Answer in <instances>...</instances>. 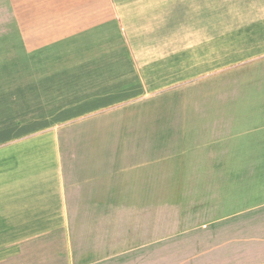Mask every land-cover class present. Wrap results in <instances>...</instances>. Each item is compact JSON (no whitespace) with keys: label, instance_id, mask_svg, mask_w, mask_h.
Returning <instances> with one entry per match:
<instances>
[{"label":"crops","instance_id":"1","mask_svg":"<svg viewBox=\"0 0 264 264\" xmlns=\"http://www.w3.org/2000/svg\"><path fill=\"white\" fill-rule=\"evenodd\" d=\"M10 7L23 12L15 21L25 57L45 77L41 90L92 91L76 106L102 107L10 141V193L0 195L10 217L0 231L10 242L0 249L20 251L10 264L42 263L31 259L42 248L20 242L26 236L61 225L70 234L74 219L109 218L111 204L160 202V190L177 207L166 211L165 258L153 264H264V21L241 28L258 37L228 52L242 61L169 89L138 78L166 74L164 0H10ZM165 90L179 97L160 114L156 99ZM171 219L177 225L167 228Z\"/></svg>","mask_w":264,"mask_h":264},{"label":"rangeland","instance_id":"2","mask_svg":"<svg viewBox=\"0 0 264 264\" xmlns=\"http://www.w3.org/2000/svg\"><path fill=\"white\" fill-rule=\"evenodd\" d=\"M164 2L166 30L162 29L161 34L166 35V44H163L166 74L138 76L152 88L166 86L170 89L191 83L212 66L230 60L242 61H237V57L229 58L228 52L231 51L232 56L233 50H238L237 54L242 50L244 38L246 45L251 46L253 38L258 37L240 34L241 28L264 21V0ZM22 13L12 11L10 0H0V195L4 197L10 193V141L36 136L42 130L62 127L88 112L102 110L97 106H76L77 102L85 103L93 98L96 93L92 91H73L59 84L57 89L41 90L38 81L45 77L38 73L37 62L25 57L29 52L20 40L15 21ZM40 13L50 19L54 12ZM182 90L193 93V87ZM157 91L161 90L148 93ZM172 93L182 95L184 92ZM178 97L166 96V90L159 93L156 100L162 106L160 114H166V100L172 102ZM156 198L162 201L111 204L109 218L74 219L70 222V234L65 232L66 226L63 229L61 225L56 232L26 236L20 242L42 248L31 252V259L41 260V264H71V261L88 264L97 259L108 260L105 264H145V256L149 261L146 264H153L154 256L165 258L166 211L174 210L173 205L177 207V203H166L164 190H160ZM174 222L177 220L168 221L167 228L176 226ZM5 226H10V217H6L4 208L0 207V231ZM7 242L10 236L0 234V246ZM145 243L146 246L136 249V245ZM11 252L20 253L6 247L0 249V264H10V256L15 255Z\"/></svg>","mask_w":264,"mask_h":264}]
</instances>
